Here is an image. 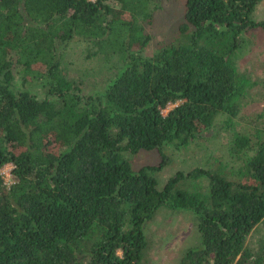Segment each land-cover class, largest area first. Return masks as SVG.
I'll return each mask as SVG.
<instances>
[{
    "label": "trees",
    "instance_id": "16d2710c",
    "mask_svg": "<svg viewBox=\"0 0 264 264\" xmlns=\"http://www.w3.org/2000/svg\"><path fill=\"white\" fill-rule=\"evenodd\" d=\"M162 1L0 0V168L12 164L15 179L0 175V264H144L160 208L190 212L201 235L178 264H264V234L252 241L264 224V128L233 135L231 161L158 178L167 147L222 121L229 131L245 105L264 104L249 95L262 82L238 64L246 35L264 30L253 15L264 0H184L179 36L148 54ZM75 37L110 64L107 79L69 73L59 46ZM142 150L162 160L136 169Z\"/></svg>",
    "mask_w": 264,
    "mask_h": 264
},
{
    "label": "rangeland",
    "instance_id": "374dc122",
    "mask_svg": "<svg viewBox=\"0 0 264 264\" xmlns=\"http://www.w3.org/2000/svg\"><path fill=\"white\" fill-rule=\"evenodd\" d=\"M184 3V0L162 1V7L156 11L153 22L146 25V32L152 36L149 46L146 47V53L151 54L160 43L173 41L179 36V24L184 17ZM253 15L256 21H264V2L258 6ZM246 36L248 40L247 51L244 52L243 57L239 58L238 64L241 71L262 82L259 87L254 85L249 95L264 98V30L253 31ZM89 46L85 41L75 37L69 44L59 46V54L64 57L63 61L73 76L81 75L85 80L96 77L99 81H104L112 74V71L109 70L110 64H107L101 55L88 59L86 51ZM20 68V66H16L15 73ZM16 75V87L22 88V77L19 74ZM27 86L30 84L28 83ZM31 89L37 92L39 96H44V89L38 86L31 87ZM88 89L90 87L84 85V90L87 91ZM100 89L99 85L98 90ZM263 105L258 101L245 105L241 110L240 117L242 118H238L236 123L230 126L229 131L223 130L227 124L222 121L216 127L217 130L216 128L212 129L204 137L194 140L190 145L180 149L173 146L167 147L166 154L169 162L158 173L159 186L162 187L169 176L178 170H191L199 166H216L220 159L231 161L229 144L233 135L242 133L245 127H251L249 132L257 127L259 129L264 128V116L260 117L257 123H254V118L264 110ZM174 106L175 104L168 106L163 110V113L166 115ZM126 155L130 156L129 153ZM131 158L136 169L148 164H158L162 160L161 155L156 150H142L132 155ZM12 169V164H6L0 168V175L3 176L4 183L8 187L15 182ZM262 226L264 227V224ZM262 226L252 235L254 244L264 234ZM145 232L148 247L144 252V264H178L185 249L198 245L201 241V235L195 229L194 219L191 218L188 211L160 208L155 216L146 223Z\"/></svg>",
    "mask_w": 264,
    "mask_h": 264
}]
</instances>
